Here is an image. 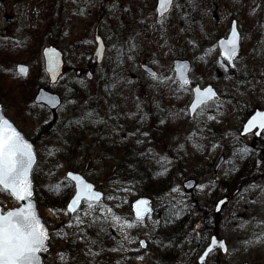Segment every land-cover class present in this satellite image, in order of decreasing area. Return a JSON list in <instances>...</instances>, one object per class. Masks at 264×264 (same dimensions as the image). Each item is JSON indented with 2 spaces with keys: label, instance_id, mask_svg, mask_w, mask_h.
<instances>
[{
  "label": "rangeland",
  "instance_id": "obj_1",
  "mask_svg": "<svg viewBox=\"0 0 264 264\" xmlns=\"http://www.w3.org/2000/svg\"><path fill=\"white\" fill-rule=\"evenodd\" d=\"M156 2L0 0V104L39 158L34 198L51 233L45 264H198L208 226L205 243L215 233L229 249L212 252L205 264H264V135L239 136L249 114L264 108V0H174L162 22ZM233 18L241 51L224 72L217 41L228 35ZM97 35L106 43L101 65L93 56ZM47 44L65 53L64 73L53 85L41 56ZM177 58L192 62L194 83H211L221 93L193 118L187 111L191 87L181 89L174 78ZM20 62L30 65L27 78L15 71ZM143 64L157 70L155 79ZM110 70L114 78L106 85L102 79L113 76ZM39 87L61 95L56 111L33 102ZM170 123L175 130H168ZM137 158L150 170L174 164L170 186L149 191L138 166L124 161ZM68 171L84 175L104 199L70 215L65 206L74 185L66 180ZM188 179L196 183L189 189L183 186ZM144 196L153 212L137 222L132 203ZM0 203L17 205L4 191ZM180 211L191 218L178 235L172 219ZM124 221L134 226L122 228Z\"/></svg>",
  "mask_w": 264,
  "mask_h": 264
},
{
  "label": "snow or ice",
  "instance_id": "obj_2",
  "mask_svg": "<svg viewBox=\"0 0 264 264\" xmlns=\"http://www.w3.org/2000/svg\"><path fill=\"white\" fill-rule=\"evenodd\" d=\"M174 0H159L157 13L161 18V22L165 14L170 10ZM240 34L237 30L236 22L233 21L229 37L219 41V46L222 50V56L230 65L234 66V61L239 53ZM98 47L96 56L103 57L104 45L100 37H96ZM91 43V41H85ZM132 48L135 45H131ZM44 56L47 59L48 69L52 73L53 81H55L57 70L59 68V54L55 49L48 48L44 50ZM131 59V57H129ZM20 71L26 74V69L20 67ZM149 74L155 79L156 74L149 70ZM190 81L183 73L180 74V87L184 89ZM195 100L190 107L192 113H197V109L203 110L209 101L216 98V92L211 86L201 89L197 86L194 90ZM50 103H55V98L49 99ZM74 103V101H70ZM87 118L92 119L93 113L86 114ZM212 119V117H209ZM164 121L162 120L161 123ZM80 123V121H76ZM260 135L264 132V111H256L248 119L244 126L243 132ZM145 135H147L145 133ZM247 152L248 149H243ZM36 163V158L32 150V145L27 143L22 134L14 127V125L0 115V191L8 193L17 201H27L23 206L13 210H0V264H41L40 253L47 252L48 247L46 241L49 239V233L45 226L41 223L32 203V181L30 174L33 170V165ZM66 180L75 182V195L68 204L67 212L75 213L80 206L82 200L88 202V208L92 209L101 200V193L94 190V186L88 183L78 174L69 172ZM202 187V186H201ZM176 191V189H173ZM114 197H109L113 199ZM220 203H223L221 201ZM149 201L138 200L133 206L137 222H143L145 216L150 214L151 209L148 207ZM55 211V210H53ZM111 212V209H106ZM77 221L80 220L76 216ZM113 219L120 221L121 218L113 215ZM70 226V225H69ZM134 225L124 221L121 227L132 228ZM141 246H144V241H140ZM227 248L222 240L216 237L211 238V242L203 254L200 256V264H205L206 257L211 254L214 249ZM63 259V254H61Z\"/></svg>",
  "mask_w": 264,
  "mask_h": 264
},
{
  "label": "water",
  "instance_id": "obj_3",
  "mask_svg": "<svg viewBox=\"0 0 264 264\" xmlns=\"http://www.w3.org/2000/svg\"><path fill=\"white\" fill-rule=\"evenodd\" d=\"M158 4H159V0H157V3H156V13H157ZM172 6H173V5H172ZM171 8H172V7H171ZM171 8H170V10H171ZM170 10H169V11H170ZM169 11H168V12H169ZM168 12H167V13H168ZM167 13H166V14H167ZM166 14H165V15H166ZM157 17L160 18L159 15H158V13H157ZM233 21L236 22L237 30H238V32H239V34H240V31H239V29H238V21H237L236 19H233V20H232V22H231V28H232ZM230 31H231V29H230ZM229 35H230V32H229V34H228L227 37H222V38H220V39L218 40V45H219V41H220V40H222V39H225V40H226V39L229 37ZM99 37H100V40L103 42V45H104V53H103V57H102V58H98V57L96 56V51H97V47H98V42L96 41V42H97V45H96V47H95V50H94L93 55L96 57V62H97V64L102 63V61H103V59H104V57H105V51H106V45H105L104 39H103L101 36H99ZM48 48L55 49V50L57 51V53L59 54V56H58V60H59V68H58V70H57V74H56L55 81H53L52 73H51V72L49 71V69H48L47 59H46V57L44 56V50H45V49H48ZM219 48H220V46H219ZM239 52H240V40H239ZM220 54H221V56L219 57V62H220V64L223 66V68H224L226 71H228L229 69H231V68L233 67V65L225 64V63L223 62V58H224V57L222 56V50H221V48H220ZM238 55H239V53H238ZM42 56H43V61H44V62H43V63H44V68H45V71H46L47 76H48V78H49V83H50V84H54V83H56V82L59 80L60 76L63 74V71H64V64H65V61H64V53H63V51L60 50L58 47H56V46L50 44V45H46V46L43 47V49H42ZM21 66H23V68L26 69V74H25V73H22V72L20 71V67H21ZM191 67H192V63H191V61H190L189 59H180V58H177V59H175V60L173 61V70H174L175 79L179 82V84H180V74H181V73H183V75L186 76L187 79L190 81V83H189L188 85L191 84V75H190ZM143 69H144L148 74H149V70H150L151 72L157 74V72H156L152 67H150V66H148V65H143ZM16 72H17L19 75H21L22 77H27V76L29 75V72H30V66H29L28 64H26V63H18V64L16 65ZM89 77H91V74H89ZM188 85H187V86H188ZM197 86H199L201 89H204V88H206V87L211 86V87L213 88V90L216 92V98H218V97L220 96L219 92L217 91V89H216L212 84H207V85H205L204 87H202L200 84H195V85L192 87V93H193V94H192V99H191V102H190V104H189V106H188V111H189V116H190V117H193V116L195 115L194 113H192V112L190 111V107H191L192 103H193L194 100H195V93H194L193 90H194ZM50 98H55V103H50V102H49V99H50ZM216 98H214V100H215ZM34 102L37 103V104H44V105H46L49 109H51V110H55V109H57V108L61 105V102H62V101H61V96H60L59 94L54 93V92H51V91H49L48 89H46V88H44V87H41V88L38 89V91H37V93H36V95H35V97H34ZM209 102H211V101H209ZM209 102H208V103H209ZM197 111H198V109H197ZM256 111H264V109H259V108H257V109H255V111H254L252 114H254ZM252 114H251V115H252ZM0 115H3L6 119H8V120L14 125V127H15V128H16V129L22 134V136L24 137L25 141H26L27 143H29V144L32 145V150H33V153H34L35 158H36V163L33 165V169H34V167L36 166L37 161H38V156H37V154H36V151H35V147H34L33 142H32L30 139H28V138L24 135V133H23L21 130H19V129L16 127V125H15V124H14V123H13V122H12V121H11L6 115H5V113H4V111H3V108H2V106H1V104H0ZM250 117H251V116H250ZM250 117H249V118H250ZM249 118H248V119H249ZM248 119L244 122V124H243V126H242V129H241V131H240V135H241V136H247V135H249L250 133H253L254 131H258L257 129H254L252 132H249V133H246V134L243 132L244 126H245V124L247 123ZM260 135H261V134H260ZM260 135H256V136L258 137V136H260ZM222 159H223V158H222ZM222 159H220V160L222 161ZM221 161L219 162L218 166L220 165ZM218 166H217V167H218ZM69 172H72V171H69ZM69 172H67V174H68ZM72 173H74V174H78V175L82 176L86 182L91 183V184L94 186V190H95V191H98V192L101 193V199L103 198L104 193H103L102 191L96 189L94 183L89 182V181L84 177V175H82V174H80V173H75V172H72ZM30 179H31V181H32V188H33V195H34L33 170H32V172H31V174H30ZM195 184H196V183H195V180H193V179H189V180H187V181H185V182L183 183L184 187L187 188V189H189L190 187H193ZM74 187H75V182H74ZM75 191H76V189H75ZM75 191H74V194H73V195L70 197V199L68 200L67 205H66V209H67V207H68V204L70 203V201H71L72 198L74 197V195H75ZM33 195H32V203H34V205H35V209H36V213H37V215H38V217H39L41 223H42V224L45 226V228L47 229V231H48V233H49V238H50V232H49V229H48L46 223L43 221L42 217H41L40 214H39V211H38V208H37V202H36V200L33 198ZM141 199L149 201V205H148V207L151 209V212H152V207L150 206V199H149V198H146V197L138 198L136 201H134L133 206L136 204V202H137L138 200H141ZM16 201H17V200H16ZM100 201H101V200H100ZM221 201H223V203H220ZM226 201H227V198H223V199H220V200L218 201V203H217V205H216V211H217V212L221 209L222 205H223ZM17 202H18V205H17V206H15V207H11V208H8V209H6V210H4L2 204L0 203V210H3V211L6 212V211H8V210H13V209H15V208H17V207L23 206V205H25V204L27 203V201H17ZM83 202H84V200L81 201L80 206H79V208L77 209V211L80 209V207L82 206ZM133 206H132V208H133L134 215H135V210H134V207H133ZM69 213H70V214H74V213H72V212H69ZM147 215H148V214H147ZM147 215H146V216H147ZM146 216H145V217H146ZM212 237H216V235H212ZM212 237H211V238H212ZM216 238H217V237H216ZM48 241H49V239L46 241V244H47V247H48V249H49ZM222 241L224 242V245H225V247L227 248V251H228V247H227V244H226L225 240H222ZM210 242H211V240H210ZM209 244H210V243H209ZM209 244L206 246V248L209 246ZM206 248H205V250H206ZM205 250H204V251H205ZM204 251H203V252H204ZM222 251H223L224 253L227 252V251L225 252L223 249H222ZM43 253H44V252H42V253L39 254L40 257H41V264H44ZM202 254H203V253H202ZM202 254H201V255H202ZM209 255H210V254H209ZM206 259H207V257H206ZM206 259H205V260H206ZM198 261H199V263H200V258H199Z\"/></svg>",
  "mask_w": 264,
  "mask_h": 264
},
{
  "label": "trees",
  "instance_id": "obj_4",
  "mask_svg": "<svg viewBox=\"0 0 264 264\" xmlns=\"http://www.w3.org/2000/svg\"><path fill=\"white\" fill-rule=\"evenodd\" d=\"M109 73H111L113 76L102 79L103 83L104 84L106 83V85L110 84L112 79L114 78V72L110 70ZM110 94H111V92L109 93V95ZM111 98H113V97H111ZM249 111H247L246 113H250ZM175 129H176V126H174V125L172 126V124L170 123V127L168 128V130L172 131V130H175ZM215 131H217V130L215 129ZM159 132H162V134L168 133V131L165 128H163V127L159 128ZM218 132H219V130H218ZM95 138H97V137L95 136ZM90 144H95L96 145V144H99V143H98L97 139H91ZM140 159L141 158H137L136 160H132L131 159L130 161H127V160L124 159V161L126 163H128L129 165H132V164L135 163V165L138 166L137 167L138 173H141V175L139 177H141V179L143 181H146V182L149 183L147 185L149 191H151V192L160 191L161 192V191L166 190V188L170 186V183L173 182V176L175 174L174 164L168 165L167 163H165V164L160 166V170L156 169L154 166H151V170H150L148 168L149 167L148 162H146V160L142 161ZM241 160H242L241 156H238L237 157V161L239 162ZM120 161L123 162V160H120ZM146 164H148V165H146ZM237 175L240 176L241 174L239 173ZM168 182H169V184L166 185V183H168ZM232 185H234V184H232ZM40 194L43 197V194L42 193H40ZM177 214H178V215H176L177 219H172V220H176L174 222V224H173V225H176L173 230H174V232L177 231V234L180 235L184 231V228L186 227V225H188V222H189V220L191 218V214L182 213L181 211L179 213H177ZM205 222H203V223H205ZM208 228H209V226L205 227L204 230H203L202 240L198 244V247H200V249H202L204 247V245H205V240H206V237H207V235L209 233L208 232L209 231Z\"/></svg>",
  "mask_w": 264,
  "mask_h": 264
},
{
  "label": "flooded vegetation",
  "instance_id": "obj_5",
  "mask_svg": "<svg viewBox=\"0 0 264 264\" xmlns=\"http://www.w3.org/2000/svg\"><path fill=\"white\" fill-rule=\"evenodd\" d=\"M157 18H158V17H157ZM158 19H161V18H158ZM0 30H1V28H0ZM227 36H228V35H227ZM227 36H226V37H227ZM240 36H241V35H240ZM221 38H222V37H221ZM217 43H218V42H217ZM47 45H48V44H47ZM218 47H219V45H218ZM220 56H221V54H220V48H219V55H218V57H217V63H218V65L223 69L224 72H229V71H231L232 68L229 69L228 71H226V70L223 68V66L220 64V62H219V57H220ZM223 62H224L225 64H229L225 58H223ZM89 79H91V78H89ZM251 136H254V135L251 134ZM260 138H261V136H260ZM258 139H259V138H258ZM218 238L221 239L220 237H218ZM216 251L219 252L220 249L217 248Z\"/></svg>",
  "mask_w": 264,
  "mask_h": 264
}]
</instances>
